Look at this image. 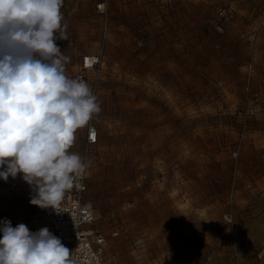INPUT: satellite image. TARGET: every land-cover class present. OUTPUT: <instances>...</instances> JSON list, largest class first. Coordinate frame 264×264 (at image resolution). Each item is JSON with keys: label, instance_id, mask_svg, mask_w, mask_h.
<instances>
[{"label": "rangeland", "instance_id": "1", "mask_svg": "<svg viewBox=\"0 0 264 264\" xmlns=\"http://www.w3.org/2000/svg\"><path fill=\"white\" fill-rule=\"evenodd\" d=\"M96 1L63 0L57 44L101 108L97 142L86 150L87 125L70 151L87 156L104 262L264 264V0ZM10 178L0 221L51 232Z\"/></svg>", "mask_w": 264, "mask_h": 264}, {"label": "clouds", "instance_id": "2", "mask_svg": "<svg viewBox=\"0 0 264 264\" xmlns=\"http://www.w3.org/2000/svg\"><path fill=\"white\" fill-rule=\"evenodd\" d=\"M63 0H0V179L22 174L41 209L60 205L88 165L70 151L101 111L89 84L66 75L57 40ZM94 132V129H90ZM57 211V210H56ZM0 264H78L47 227L0 221Z\"/></svg>", "mask_w": 264, "mask_h": 264}, {"label": "built area", "instance_id": "3", "mask_svg": "<svg viewBox=\"0 0 264 264\" xmlns=\"http://www.w3.org/2000/svg\"><path fill=\"white\" fill-rule=\"evenodd\" d=\"M95 5L97 11L101 14L106 13V0H97ZM219 14L226 17L228 13L222 11ZM217 28L221 30L219 25H217ZM137 42L139 45H142V41L138 40ZM99 61L100 55L98 53L86 54L82 57L81 69H93ZM75 78L83 79V73L77 72ZM94 91L95 88L93 87V94ZM90 129H94V132L90 131ZM97 139V126L90 121L86 132V150L95 144ZM82 158L87 164V156H82ZM86 171L82 179L77 181L71 189L65 192L63 200L56 209L57 211L52 208L39 209L46 216L51 232L59 237L62 243L70 250V258L76 259L78 264H106L102 257V249L107 242L106 237L99 229L91 226L94 221V215L84 204ZM9 184L11 187L25 189L31 197L36 195L33 188L23 180L22 174H17L15 178L11 177ZM222 218L227 223L232 220L230 213H224ZM117 234L118 229L115 228L112 235Z\"/></svg>", "mask_w": 264, "mask_h": 264}, {"label": "snow or ice", "instance_id": "4", "mask_svg": "<svg viewBox=\"0 0 264 264\" xmlns=\"http://www.w3.org/2000/svg\"><path fill=\"white\" fill-rule=\"evenodd\" d=\"M93 138H94V135H93Z\"/></svg>", "mask_w": 264, "mask_h": 264}]
</instances>
